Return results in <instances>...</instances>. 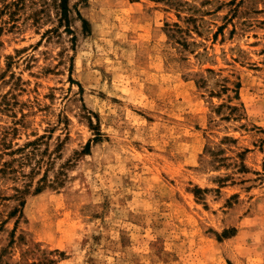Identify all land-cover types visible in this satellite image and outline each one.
Here are the masks:
<instances>
[{"label": "rangeland", "instance_id": "374dc122", "mask_svg": "<svg viewBox=\"0 0 264 264\" xmlns=\"http://www.w3.org/2000/svg\"><path fill=\"white\" fill-rule=\"evenodd\" d=\"M0 264H264V0H0Z\"/></svg>", "mask_w": 264, "mask_h": 264}]
</instances>
